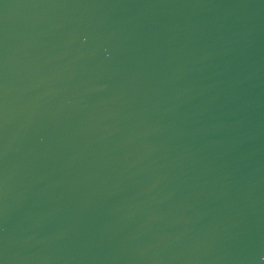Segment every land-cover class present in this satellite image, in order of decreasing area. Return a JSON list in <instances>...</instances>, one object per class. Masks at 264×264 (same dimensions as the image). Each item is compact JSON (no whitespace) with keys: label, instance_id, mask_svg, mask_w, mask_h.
<instances>
[{"label":"water","instance_id":"95a60500","mask_svg":"<svg viewBox=\"0 0 264 264\" xmlns=\"http://www.w3.org/2000/svg\"><path fill=\"white\" fill-rule=\"evenodd\" d=\"M0 264H264V0H0Z\"/></svg>","mask_w":264,"mask_h":264}]
</instances>
